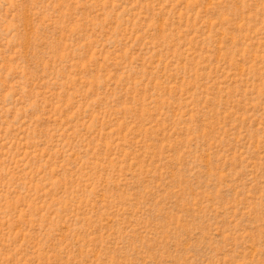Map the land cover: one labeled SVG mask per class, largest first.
Listing matches in <instances>:
<instances>
[{
	"label": "rangeland",
	"instance_id": "374dc122",
	"mask_svg": "<svg viewBox=\"0 0 264 264\" xmlns=\"http://www.w3.org/2000/svg\"><path fill=\"white\" fill-rule=\"evenodd\" d=\"M0 264H264V0H0Z\"/></svg>",
	"mask_w": 264,
	"mask_h": 264
}]
</instances>
